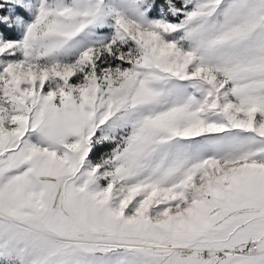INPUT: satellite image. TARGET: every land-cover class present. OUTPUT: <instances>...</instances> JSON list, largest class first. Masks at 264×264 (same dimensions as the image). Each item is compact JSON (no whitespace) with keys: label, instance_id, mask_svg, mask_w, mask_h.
Returning <instances> with one entry per match:
<instances>
[{"label":"snow or ice","instance_id":"obj_1","mask_svg":"<svg viewBox=\"0 0 264 264\" xmlns=\"http://www.w3.org/2000/svg\"><path fill=\"white\" fill-rule=\"evenodd\" d=\"M0 264H264V0H0Z\"/></svg>","mask_w":264,"mask_h":264}]
</instances>
